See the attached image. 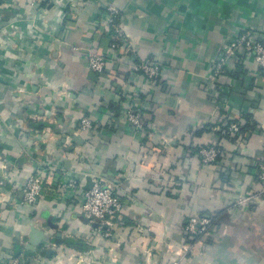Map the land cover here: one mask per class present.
Returning a JSON list of instances; mask_svg holds the SVG:
<instances>
[{"label":"crops","instance_id":"crops-1","mask_svg":"<svg viewBox=\"0 0 264 264\" xmlns=\"http://www.w3.org/2000/svg\"><path fill=\"white\" fill-rule=\"evenodd\" d=\"M108 5L119 10L129 47L123 63L97 74L85 52L107 47ZM245 28L264 33V0H0V174L9 177L0 264L15 254L27 264H264V197L237 200L260 189L253 162H264V78L252 57H231L221 77L227 102L208 78L221 46ZM146 58L168 67L151 85L127 72ZM138 89L141 129L126 119ZM82 117L90 129L80 128ZM231 117L246 132L220 137L213 127ZM204 144L222 155L202 163ZM47 167L71 172L82 187L94 176L116 184L122 211L113 235L85 221L75 196L21 203L27 177ZM197 214L215 220L184 254V224Z\"/></svg>","mask_w":264,"mask_h":264},{"label":"built area","instance_id":"built-area-1","mask_svg":"<svg viewBox=\"0 0 264 264\" xmlns=\"http://www.w3.org/2000/svg\"><path fill=\"white\" fill-rule=\"evenodd\" d=\"M43 0H29L31 5H36ZM103 26L105 34L111 41L103 51L87 49L85 52L87 66L97 74L105 72L109 65L121 62L127 56L128 37L124 29L120 26L119 10L114 5H108L103 12ZM250 56L258 64V73L264 78V33L252 28H245L237 34L230 35L220 48L217 58L212 62L208 78L212 81L214 90L223 102L228 101L230 89L223 83V76L227 67V61L231 57L239 59L240 56ZM127 72L133 75H141L146 82L151 85L161 79L168 67L162 61L154 58L137 60L127 65ZM142 94V95H141ZM145 94L141 89L133 91V100L129 99L126 110L128 123L141 129L144 125L143 115L145 112L142 97ZM131 98V95L130 97ZM242 119L231 117L223 120L213 127L220 137H236L240 135ZM93 126L88 117L80 119V128L90 129ZM202 163L214 162L222 155V149L218 144H204L196 149ZM254 174L260 185L257 192L246 191L237 200L240 203H252L257 197H264V162L255 161ZM5 168V165L2 166ZM9 179L7 174H0V202L3 201L2 191L5 181ZM75 204L79 207V212L90 223H96L95 229L104 238L110 237L121 223L122 201L117 191V186L112 181H106L100 176L92 178L89 189H84L74 174L69 171H57L54 167L37 169L31 173L22 186L23 204H33L39 199H60L75 198ZM213 218L208 214H197L189 217L184 224L187 233L188 243L180 246V250L185 254L191 250L195 243L203 242L209 229L212 227ZM178 251V250H177ZM24 257L15 254L9 257L6 264H22ZM185 255L182 256V259ZM183 261L175 259L171 264H181Z\"/></svg>","mask_w":264,"mask_h":264},{"label":"trees","instance_id":"trees-1","mask_svg":"<svg viewBox=\"0 0 264 264\" xmlns=\"http://www.w3.org/2000/svg\"><path fill=\"white\" fill-rule=\"evenodd\" d=\"M104 31V30H103ZM104 35H106L107 37H108V43L111 41V39L109 38V36L107 35V34H105V31H104ZM116 65H118V64H116ZM115 67H117V66H114V68ZM247 128H248V124H242L241 125V127H240V133H243V132H246V130H247ZM254 176H255V174H254ZM208 215H211V214H208ZM212 216V218H213V221L215 220L214 219V216L213 215H211ZM22 264H27L26 262H24V263H22Z\"/></svg>","mask_w":264,"mask_h":264},{"label":"water","instance_id":"water-1","mask_svg":"<svg viewBox=\"0 0 264 264\" xmlns=\"http://www.w3.org/2000/svg\"><path fill=\"white\" fill-rule=\"evenodd\" d=\"M91 184H92V182H89L88 183V185H86V186H84L83 188L84 189H89L90 188V186H91ZM85 221H88L87 219H85ZM95 226L97 225L96 223H93ZM33 243H36V241L35 240H33ZM31 253V252H30ZM32 254V253H31Z\"/></svg>","mask_w":264,"mask_h":264}]
</instances>
